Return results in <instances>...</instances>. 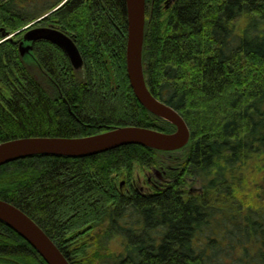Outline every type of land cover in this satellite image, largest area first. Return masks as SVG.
Returning a JSON list of instances; mask_svg holds the SVG:
<instances>
[{"label": "trees", "instance_id": "obj_1", "mask_svg": "<svg viewBox=\"0 0 264 264\" xmlns=\"http://www.w3.org/2000/svg\"><path fill=\"white\" fill-rule=\"evenodd\" d=\"M47 14L38 25L74 39L82 72L44 40L36 62L21 58L25 28ZM0 28L13 36L0 29V143L125 126L176 131L131 87L125 0H0ZM143 65L151 93L191 131L162 187L143 193L134 171L159 167L167 153L132 145L4 165L0 200L33 219L71 264H221L226 249L264 264V199L254 206L235 196L239 170L257 162L264 172V0H146ZM0 264L47 263L0 221Z\"/></svg>", "mask_w": 264, "mask_h": 264}, {"label": "water", "instance_id": "obj_2", "mask_svg": "<svg viewBox=\"0 0 264 264\" xmlns=\"http://www.w3.org/2000/svg\"><path fill=\"white\" fill-rule=\"evenodd\" d=\"M125 2L128 23L126 61L131 87L139 103L148 112L175 126L176 131L168 134L143 127L125 126L80 138L29 137L9 140L0 143V167L35 156L85 158L132 145L163 153H174L187 147L191 140L187 122L176 109L156 98L147 86L143 65L146 0ZM48 15L25 29L18 46L21 58L36 62L34 45L44 40L62 49L74 71L82 72L84 59L74 39L57 28L38 25ZM1 31L5 40L13 37L4 29ZM0 221L25 239L47 264H71L45 231L15 205L0 200Z\"/></svg>", "mask_w": 264, "mask_h": 264}, {"label": "rangeland", "instance_id": "obj_3", "mask_svg": "<svg viewBox=\"0 0 264 264\" xmlns=\"http://www.w3.org/2000/svg\"><path fill=\"white\" fill-rule=\"evenodd\" d=\"M30 27V25L28 26ZM26 27L25 29H27ZM73 68V67H72ZM38 70V69H35ZM80 73V72H78ZM38 75V74H36ZM183 150V149H182ZM178 151L174 153H168L171 155H160L161 157V164L157 168L149 169L147 172H145L139 165L135 166V173H134V183L135 186L141 190L143 193H152L153 192V185L150 184L149 178H153L154 180H159L160 175L162 176V172L160 170L161 167L168 168V165L175 166V161L181 162L185 158V154L183 151ZM168 160V161H166ZM174 162V163H172ZM170 163V164H166ZM258 171V172H257ZM258 168L257 162H251L249 165L244 167L243 169L239 170L238 172L242 175L244 174L245 178L243 182L240 184L238 183L235 187V189H238L240 191V194H235L237 199H242L246 202L252 203V205H257L262 203V199H264V182L261 180L262 176L264 175V172L260 173ZM243 176V177H244ZM163 177V176H162ZM166 178V177H165ZM165 178L163 181H160L161 184L165 182ZM123 179V178H122ZM124 181V180H123ZM122 187V186H121ZM200 184L196 183L193 185L188 186V190L190 192L197 193L200 189ZM258 195V197H257ZM225 223V222H224ZM225 226V225H223ZM205 234L211 233L212 230L209 227L204 228ZM220 235V234H219ZM222 234L220 236V243L222 246H224V240L222 239ZM223 240V241H222ZM116 250H119L118 243L115 241V244L113 246ZM243 255L241 252H238L235 256L230 254L229 250H223L219 252V255L217 257L218 262L221 264H247L243 262L242 259ZM248 260H246L247 262Z\"/></svg>", "mask_w": 264, "mask_h": 264}, {"label": "flooded vegetation", "instance_id": "obj_4", "mask_svg": "<svg viewBox=\"0 0 264 264\" xmlns=\"http://www.w3.org/2000/svg\"><path fill=\"white\" fill-rule=\"evenodd\" d=\"M166 155H168V153ZM171 169H175V167H173V166L171 167L170 165H168V168L161 167L160 170L162 172L163 177L160 175L159 180H154L153 178H149V182L151 185H153L154 189H159L160 187H162V184L160 181L164 180V178L167 176L168 170H171Z\"/></svg>", "mask_w": 264, "mask_h": 264}]
</instances>
